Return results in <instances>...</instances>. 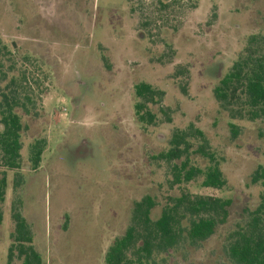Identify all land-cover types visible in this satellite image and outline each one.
<instances>
[{"label":"rangeland","instance_id":"374dc122","mask_svg":"<svg viewBox=\"0 0 264 264\" xmlns=\"http://www.w3.org/2000/svg\"><path fill=\"white\" fill-rule=\"evenodd\" d=\"M252 34H264V0H0V39L18 60L36 64L28 70L40 82L35 114L22 115L21 168L5 170L0 264L13 203L44 264H104L135 202L152 197L155 220L181 192L231 200L227 219L205 241L182 240L152 264H233L230 235L263 190L250 177L264 168V120L230 119L212 90ZM142 82L164 92L149 107L153 125L135 118L134 86ZM189 126L203 133L222 189L201 187L202 176L173 184L182 159L161 156L172 133ZM38 139L46 147L31 171L28 147ZM198 145L191 141L189 159L205 170L210 158L195 153ZM16 173L22 185L14 191Z\"/></svg>","mask_w":264,"mask_h":264},{"label":"trees","instance_id":"16d2710c","mask_svg":"<svg viewBox=\"0 0 264 264\" xmlns=\"http://www.w3.org/2000/svg\"><path fill=\"white\" fill-rule=\"evenodd\" d=\"M34 66L36 64L28 57L18 60L0 39V84L3 85L0 89V224L8 186L5 170L21 168V139L25 129L22 115L30 116L36 111L39 95L36 91L40 82L28 70ZM185 72L177 70L175 75ZM134 94L137 98L134 104L136 121L155 124L156 115L149 107L160 105L164 92L142 82L134 86ZM212 95L219 108L232 120H264V34H252L247 38L236 60L213 88ZM160 112L166 115L164 110L160 109ZM231 127L234 129L236 126ZM191 141L199 144L195 153L210 158L211 164L205 170L190 162ZM169 145L161 158L168 163L182 159L172 169L173 184H187L202 176L203 188L220 190L226 185L218 164L206 150L207 141L200 130L193 126L175 130ZM45 147V139L35 140L29 145V170L38 169ZM250 181L259 184L263 190L245 225L230 235L227 256L233 264H264V168L257 167ZM12 185L14 191L21 187L19 174H15ZM155 205L150 196L133 204L130 223L124 234L108 247L104 264H152L154 255L175 248L182 240L191 243L205 241L219 225L225 223L231 200L181 192L179 196L169 198L160 216L153 220L151 210ZM17 206L15 203L11 206L13 231L10 233L7 264H11L13 259L21 264H44L33 245L30 226Z\"/></svg>","mask_w":264,"mask_h":264},{"label":"built area","instance_id":"2783aa9c","mask_svg":"<svg viewBox=\"0 0 264 264\" xmlns=\"http://www.w3.org/2000/svg\"><path fill=\"white\" fill-rule=\"evenodd\" d=\"M63 111H64V109H63Z\"/></svg>","mask_w":264,"mask_h":264}]
</instances>
